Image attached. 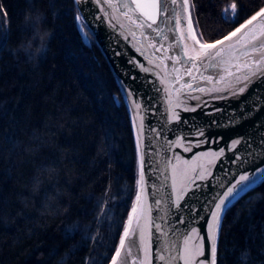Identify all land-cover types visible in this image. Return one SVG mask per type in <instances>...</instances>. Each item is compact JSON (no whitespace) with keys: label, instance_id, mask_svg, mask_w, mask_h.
<instances>
[{"label":"trees","instance_id":"16d2710c","mask_svg":"<svg viewBox=\"0 0 264 264\" xmlns=\"http://www.w3.org/2000/svg\"><path fill=\"white\" fill-rule=\"evenodd\" d=\"M193 0L202 40L264 0ZM27 8L52 30L38 64L12 48ZM79 17L85 27H80ZM0 264H109L137 188L135 136L111 65L76 0H0ZM90 42H86L82 31ZM264 264V179L223 217L217 264Z\"/></svg>","mask_w":264,"mask_h":264},{"label":"water","instance_id":"95a60500","mask_svg":"<svg viewBox=\"0 0 264 264\" xmlns=\"http://www.w3.org/2000/svg\"><path fill=\"white\" fill-rule=\"evenodd\" d=\"M112 2L119 5L124 0H112ZM190 4L192 5L189 9L192 28L197 38L201 39L194 20L193 0H190ZM77 6L103 54L108 59L128 106L135 136L138 164L137 181L140 178V159L141 156L143 157L145 184L143 201L146 215L153 225L150 228L152 264H164L157 258L158 248L165 240L162 233L166 232L167 240L174 241L177 250H179L180 238L191 228L198 230L199 236L203 237L204 242V255L197 258V264L200 260H203L204 264H211L210 240L206 221L211 219L209 212L214 209V204L209 202L218 193L222 194L228 187L235 184L241 175H248L253 182L227 202L228 208L245 192L264 179V171H260L264 170V75L252 76L248 81L242 79L248 73V70L242 65L251 61L249 57L243 55L245 51L249 50L241 48L239 44L235 45V56L231 59V76L224 72V65L217 68L206 67L210 63L208 60H204L202 63L198 61L199 71L193 69L192 76L185 75L191 64L187 62V57L183 56L179 48L169 47L174 43L173 36L178 34L167 32L168 28H174V23H169L163 15L157 20V23L160 28L166 30L169 38L167 41H163L162 37H155V33H150V37L155 38L156 47L160 48V51H155V49L147 47V42H144V46L141 47V44L138 43L142 40L139 31H136V39H133L127 29L120 28L115 20H111L112 9L107 6L104 0H100V3H97V0H80ZM167 8L166 15L169 18L174 17L175 13L180 11L177 6L171 4L170 0L167 2ZM124 23L127 24V21ZM113 24L116 26L113 27ZM185 25L186 21H182V27ZM185 32L187 33L186 27ZM85 33L83 30L85 41L90 42L87 35H84ZM235 39L226 42V44L235 43ZM215 41L207 42L201 39V42L206 43ZM184 42L189 47L199 48V45H194L187 35ZM161 43L163 44L162 48ZM138 47H141V51H137ZM164 49H168V51L165 53ZM250 55L256 59L259 56V54ZM165 56L182 57L184 63L175 65L179 69L178 72H172L173 63L170 59H164ZM149 60H154L155 63H149ZM161 60H163V64L156 67V63ZM211 62H219V58ZM237 65H241L240 71L236 70ZM145 67L152 71H143ZM165 72H167V76H165ZM176 76H180L182 79L177 82L174 79ZM201 76H211L213 79L209 82L200 79ZM237 76L241 77L239 81L236 79ZM162 79L165 80V83H161ZM181 83H191L192 89H182V94L177 96L175 90ZM166 86L170 89L173 102L178 99L181 103V106L176 108L179 119L175 121L170 119L168 96L164 91ZM242 87L244 91L241 92L240 88ZM199 88L220 90L200 92L197 90ZM137 104L140 105L139 109L136 107ZM178 138L183 139L185 145L191 146L192 150L185 152L183 148L173 146L172 142ZM234 141H238V143L232 147ZM221 150H223V155L217 157L210 168L212 174L205 180H197L184 194V198L177 207L175 193L171 187V168L168 162L174 163L173 157L176 154H179L183 159L191 160L193 156L200 153L220 152ZM138 190L137 185L136 194ZM227 208L221 214L220 227L217 231L216 264L221 225ZM144 223V220L140 221L141 226ZM156 224L160 225L159 231L154 227ZM133 228L138 233L135 219ZM125 247L126 249L131 248L132 252L131 256L122 253L121 259L125 260L127 264H131L133 258L142 257L138 234L131 236ZM164 254L169 255L167 252ZM176 264H182V262L177 261Z\"/></svg>","mask_w":264,"mask_h":264},{"label":"snow or ice","instance_id":"6c2138e0","mask_svg":"<svg viewBox=\"0 0 264 264\" xmlns=\"http://www.w3.org/2000/svg\"><path fill=\"white\" fill-rule=\"evenodd\" d=\"M104 2L107 3V6L110 9H112L111 20H115L120 28L127 29L128 34L131 35L133 39H136V31L140 32L142 40L138 41V43L141 44V47L144 46V42H147V47H151L155 49V51H160V48L156 47L155 38L150 37V33H155V37H162L163 41H167L169 37L166 34V30L160 28L157 20L163 15L165 19H168L169 23H174V28H168L167 32H175L178 35L173 36L174 43L169 45V47L179 48L183 53V56L187 57V62L191 64V67L187 69L185 75L192 76L193 69L199 71L197 62L200 61L202 63L204 60H208L210 63H208L206 67L217 68L224 65V72L231 76L232 72L230 71V65L231 59L235 56L236 44H239L241 48L249 50L245 51L243 55L249 57L251 61L250 63L245 62L242 65L243 68L248 70V73L245 74L242 79L248 81L252 76L258 74L264 75V7H261L259 11H256L254 15L245 20L244 23L239 25V27L235 28L233 32L225 35L222 39L216 40L214 43H206L201 42V39H198L193 31L191 14L189 11L190 7H192L190 0H170L172 5H175L180 9V11L176 12L175 16L171 18L166 15L168 13V0H124V2L119 5L113 3L112 0H104ZM76 3L79 4L80 0H76ZM97 3H100V0H97ZM236 9L237 5L235 0H232V3L228 8L224 9V12L228 13L230 11L234 17L236 15ZM105 15H107V13H105ZM77 19L80 20L79 26L85 27L83 20L79 17H77ZM124 21H127V24H125ZM182 21H186L184 27H182ZM115 26L116 24H113V27ZM185 27L187 33L185 32ZM84 35L86 36L87 34L85 33ZM186 35L188 39L194 42V45H199L198 49L195 46L189 47V45L184 42ZM234 38H236L235 43L226 44V42L233 41ZM141 47H138L137 51H141ZM162 47L163 44L161 43V48ZM164 51L166 53L168 49H164ZM250 54H259L258 59L252 58ZM217 58H219V62H211L216 61ZM164 59H170L172 61L173 73L179 71V69L175 67L176 64L184 63L181 56H165ZM149 63H155V61L149 60ZM161 64H163V60L156 63V67H160ZM240 68L241 65H237L236 70L240 71ZM143 71L149 72L152 71V69L145 67L143 68ZM165 76H167V72H165ZM174 79L178 82L182 78L176 76ZM192 79H195V77H192ZM200 79L210 82L213 78L211 76H201ZM221 79H223V77H221ZM236 79L239 81L241 77L237 76ZM161 83H165V80L162 79ZM182 89L191 90L192 84L181 83L179 88L175 90L177 96L182 94ZM197 90L200 92H210L219 91L220 89L199 88ZM164 91L168 96L170 119L172 121L178 120L179 113L176 111V108L180 107L181 103L178 99L176 102H173L168 86L164 88ZM240 91H244V88H240ZM136 107L139 109L140 105L137 104ZM236 143H238V141H234L232 147H235ZM172 145L183 148L185 152H190L192 150V147L186 146L181 138L173 141ZM221 155H223V150L220 152H203L193 156L191 160H186L179 154H176L173 157L175 162H168L171 168V187L175 193V204L177 207H179L180 201L184 198V194L197 180H205L212 174L210 168L215 159ZM139 176L140 178L137 181L139 190L136 194V200L133 203L131 212L128 216V223L123 229V234L120 236L119 247L115 249V254L111 258V264H127L125 260L121 259L122 253L131 256V248L126 249V242L129 241L131 236L137 234L141 246L140 251L143 255L140 258H133L131 264H152L150 228L153 225L146 215L145 204L143 201L145 184L142 156L140 159ZM252 182L253 181L250 180L248 175H241L235 184L228 187L222 194L218 193L213 200L209 202L210 204H214V209L209 212L211 219L210 221H206L210 240L211 264H216L217 231L220 227L222 218L221 214L227 208V202H229L234 195L250 186ZM206 211L209 210L206 209ZM134 219L136 221L138 233L137 230L133 228ZM141 220H144L145 222L143 226L140 224ZM181 223H183V220H181ZM154 227L158 231L160 230L159 224L154 225ZM162 234L165 237V240L160 248H158L159 254L157 258L160 261H163L164 264H176L177 261L182 262V264H197V258L204 255L203 237L199 236V232L196 228H191L190 231H187L182 235L180 238L181 242L179 250H177L174 241L170 242L167 240L168 234L166 232ZM165 252L169 253V255L166 256L164 254ZM199 264H204V261L200 260Z\"/></svg>","mask_w":264,"mask_h":264},{"label":"clouds","instance_id":"9594fccd","mask_svg":"<svg viewBox=\"0 0 264 264\" xmlns=\"http://www.w3.org/2000/svg\"><path fill=\"white\" fill-rule=\"evenodd\" d=\"M45 20L46 13L40 9L27 8L24 11L20 21L22 35L12 48L14 56L23 54L30 63L36 65L47 54L52 30L45 26ZM249 254L247 249L240 252V264H247Z\"/></svg>","mask_w":264,"mask_h":264},{"label":"rangeland","instance_id":"374dc122","mask_svg":"<svg viewBox=\"0 0 264 264\" xmlns=\"http://www.w3.org/2000/svg\"><path fill=\"white\" fill-rule=\"evenodd\" d=\"M231 3H232V2H230V3L227 5V8L229 7V5H230ZM228 13H229L230 15H232L230 11H229Z\"/></svg>","mask_w":264,"mask_h":264}]
</instances>
